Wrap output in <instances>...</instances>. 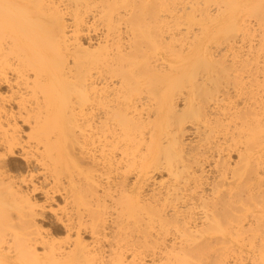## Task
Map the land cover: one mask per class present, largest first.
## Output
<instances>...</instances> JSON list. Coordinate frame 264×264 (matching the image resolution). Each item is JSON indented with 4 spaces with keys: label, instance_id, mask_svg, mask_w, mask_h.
Instances as JSON below:
<instances>
[{
    "label": "bare ground",
    "instance_id": "obj_1",
    "mask_svg": "<svg viewBox=\"0 0 264 264\" xmlns=\"http://www.w3.org/2000/svg\"><path fill=\"white\" fill-rule=\"evenodd\" d=\"M157 1L0 0V204L17 212L0 225V264H193L209 227L263 232L233 209L246 206L235 194L264 192V0H245L254 33L231 36V21L205 24L211 11L147 18ZM9 157L29 175L12 177ZM49 214L64 242L37 223ZM245 247L232 264H264V236Z\"/></svg>",
    "mask_w": 264,
    "mask_h": 264
},
{
    "label": "rangeland",
    "instance_id": "obj_2",
    "mask_svg": "<svg viewBox=\"0 0 264 264\" xmlns=\"http://www.w3.org/2000/svg\"><path fill=\"white\" fill-rule=\"evenodd\" d=\"M170 2H171V7H172L171 13L165 11V9H166L165 1L159 0V1H157L156 5L152 6L149 9L150 14L147 15L146 17L147 18L163 17L166 20L168 18L173 17V16L184 17V18H202L203 17L202 20L205 21L206 20L205 15L202 16L201 14H196L195 12H197V11H203V12L211 11V13L209 14V17L207 15V18L210 19V22H209V20H206L205 24L208 23V25H209V23H210V26H212L215 23L214 21L216 19H218V20L226 19L227 21L233 22V24L228 26L229 34H227V35H230V36L233 34L238 35L242 32L246 33V34H248L250 32L249 34H252V33H254V31L256 29V25H255V24H257L256 7L251 6L252 1H245V0H199L200 4L197 2V0H170ZM203 7H208V9L206 11H204ZM178 9L183 11V12H178L177 11ZM156 12H157V14L155 15ZM214 12H220V14L216 15V13L214 14ZM147 20L152 21L150 19H147ZM243 21H245V22L247 21V22L245 24H243L244 23ZM239 23L240 24L242 23V25H243L242 31H241V28L239 26ZM154 31L155 32L157 31L156 27H154ZM247 31H248V33H247ZM218 33H220L219 34L220 36H223V37L227 36V35H222L221 32H218ZM91 35L93 36V37L91 36L93 38V41H91V42L89 41V42L92 45H95L96 36L93 33H91ZM223 41H221V42H223ZM245 41H247L245 43H248V40H245ZM86 43L87 42H85V44ZM215 46L216 45L211 43L209 48L213 49V48H215ZM151 56H154L152 52H151ZM157 56L158 55H156V57ZM216 58H220V56L218 55V56H216ZM196 70H197V68L195 69V71L193 73H195ZM233 74H237V73L233 72ZM230 86L233 87V88L230 87V88H232L230 91V95H231L230 102L233 103L235 100H236L235 102H237L238 98H236V97H238V95H237L236 91L238 90V88L236 87V89L234 90V85H230ZM34 88L36 90H42V88L40 86H36ZM1 93L3 95H7V93H9V92L6 88H4V89H1ZM21 94H24L22 96L27 101H28V99H33V96H32L30 89H28L27 91L23 90L21 92ZM37 96L41 97L42 93L38 92ZM70 97H73V95H68V94L64 95V98L66 100H69ZM12 107H14V109H16V105H12ZM19 125L21 126V123H19ZM21 127H22L21 129L24 130V134L28 132V128L23 127V126H21ZM72 144H73L72 147L75 148V152H78V149L80 148V146L77 144V142H76V144H74V143H72ZM70 146H71L70 143L66 144L64 147L65 150L67 151L66 148L70 147ZM263 147H264V144L262 145V149H261L260 154H262V152H263V157H264V151H262L264 149ZM55 151H56V149H53L51 151V153H54ZM236 153L237 152L231 153V156L229 157L232 160V161L229 160V162L232 165V168H234L233 166H234V163H236L235 162L236 159L238 161V157H237L238 153L237 154ZM8 159H9L10 164L12 163L11 165L13 166L9 172V174L12 177L19 178V177H25V176L29 175L30 171H29V169H27L25 167L24 161H22L20 158H17V157H9ZM84 164L88 165V163L86 161ZM161 173H163V175ZM161 173L155 174L156 183L161 182L163 180L162 178H164V180H165V178H166L165 172H161ZM157 179H159V180L162 179V180L159 181ZM224 188H221V189H224ZM225 189H228V188H225ZM222 191L223 190H221V192ZM224 191L222 192L223 194L226 193V190H224ZM262 191L256 190V192H255L256 194L253 196V198H255V199L257 197L256 200H254L252 197L250 198V200H253L254 202L253 201L251 202L249 200V197H248L249 194H247L246 190L244 192H240V194L239 193H237V194L233 193L236 195L234 198L235 202L237 200H239L246 205L244 207V209H242L241 204L238 205V201H237V203L234 204L235 209H233V212L236 213V215H238L237 218H239V215L243 214V215H241V218H239L240 219L239 222H241L245 219L247 220L248 218L251 220V218H252L251 221H253L255 223V221H254L255 219H253V217H252V215L255 214L256 218L258 216V218H257L258 223H255L256 225L253 223L252 226H261V230L263 232L262 233L259 232V235H257L256 238L253 240L250 237L251 231H247L246 235H247L248 240L244 242L242 240L243 236H241L240 232L238 231L239 226H231V224L224 223L223 226L209 227L204 232L206 234V238L209 239V242H208L209 245L207 243L206 246H201V247L196 248V250L193 252V254L191 256V260H192L193 264H219L220 262L222 263V261L224 262V260H225V262L229 261V263L232 264L235 260L238 261V259L241 257L242 253H240V251L242 250V245H244V243L246 246L244 249L247 250V249H249L250 244L258 243L261 241V238L264 236V192H262ZM229 195H230V192H229ZM229 195H225V196L222 195V197L224 198L227 196V199H228V197L230 198ZM32 199H33L34 203H36L38 205H45L46 210H48L50 208L55 209V210L65 208L64 198L62 196H59V195H55L51 202H46L45 198L41 195H35L32 197ZM238 208H239V210H238ZM13 210L14 209H12L8 205L0 204V225H6L9 221V219H12L13 222L16 221L17 212L15 211L16 212V214H15V212ZM197 212H198V210H197ZM253 212H255V213H253ZM258 214H260V215H258ZM229 215H231V213H229ZM50 216H51V214H49L47 216V218L44 220L46 223H44L42 221V219H40V218L37 219V223L39 225H41V228L43 231H45V232L49 231L53 235V237L55 238L56 241L64 242L65 240H67V234L65 233L64 230L55 231L53 229V226L55 224L52 223L53 220ZM241 219H243V220H241ZM257 219H256V221H257ZM237 223H236V221H234L232 223V225H237ZM246 224H247V222H246ZM73 239H74V237L72 238V240ZM83 239L87 243L90 241V237L86 234L83 235ZM242 242H243V244H242ZM14 246L22 249V243L19 241L14 243ZM37 251L39 253H41L42 248L37 247ZM259 256L264 258V250ZM105 257H107V256H105ZM29 260H30V262H29L30 264H36V261L34 259L30 258ZM222 264H226V263H222Z\"/></svg>",
    "mask_w": 264,
    "mask_h": 264
}]
</instances>
